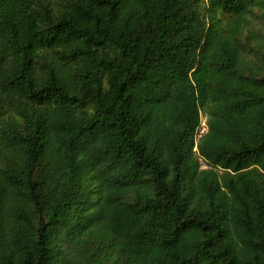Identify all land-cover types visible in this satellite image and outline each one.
Listing matches in <instances>:
<instances>
[{
	"label": "trees",
	"instance_id": "1",
	"mask_svg": "<svg viewBox=\"0 0 264 264\" xmlns=\"http://www.w3.org/2000/svg\"><path fill=\"white\" fill-rule=\"evenodd\" d=\"M0 264H264V0H0Z\"/></svg>",
	"mask_w": 264,
	"mask_h": 264
},
{
	"label": "rangeland",
	"instance_id": "2",
	"mask_svg": "<svg viewBox=\"0 0 264 264\" xmlns=\"http://www.w3.org/2000/svg\"><path fill=\"white\" fill-rule=\"evenodd\" d=\"M251 17L252 16H249V15L248 16L247 15H244L243 16V18H244L243 19L244 20L243 26H246V28L252 27V28H255L256 29L258 27V24L255 21H253ZM201 120H202V122L205 121L204 118H201ZM199 128L201 129V124H200ZM202 166L205 167L204 164H202Z\"/></svg>",
	"mask_w": 264,
	"mask_h": 264
},
{
	"label": "built area",
	"instance_id": "3",
	"mask_svg": "<svg viewBox=\"0 0 264 264\" xmlns=\"http://www.w3.org/2000/svg\"><path fill=\"white\" fill-rule=\"evenodd\" d=\"M201 129L199 128L198 129V132H197V136H201L203 133H205L206 132V125H205V121L204 122H202V120H201ZM203 125V126H202Z\"/></svg>",
	"mask_w": 264,
	"mask_h": 264
}]
</instances>
